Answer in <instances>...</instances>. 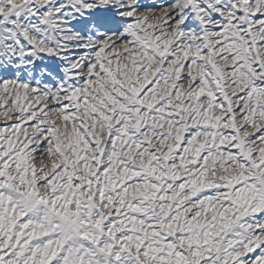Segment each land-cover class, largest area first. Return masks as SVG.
<instances>
[{"label": "snow or ice", "instance_id": "obj_1", "mask_svg": "<svg viewBox=\"0 0 264 264\" xmlns=\"http://www.w3.org/2000/svg\"><path fill=\"white\" fill-rule=\"evenodd\" d=\"M0 264H264V0H0Z\"/></svg>", "mask_w": 264, "mask_h": 264}]
</instances>
